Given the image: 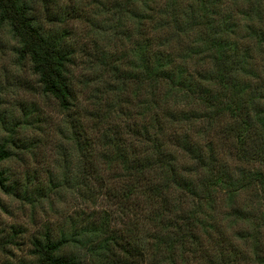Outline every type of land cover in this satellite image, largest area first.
I'll use <instances>...</instances> for the list:
<instances>
[{
  "label": "trees",
  "instance_id": "16d2710c",
  "mask_svg": "<svg viewBox=\"0 0 264 264\" xmlns=\"http://www.w3.org/2000/svg\"><path fill=\"white\" fill-rule=\"evenodd\" d=\"M184 1L104 0L78 48L45 23L55 0H0L74 161L38 196L68 186L84 203L2 264H264V0ZM29 149L0 141L1 189L25 201L29 178L2 167Z\"/></svg>",
  "mask_w": 264,
  "mask_h": 264
},
{
  "label": "rangeland",
  "instance_id": "374dc122",
  "mask_svg": "<svg viewBox=\"0 0 264 264\" xmlns=\"http://www.w3.org/2000/svg\"><path fill=\"white\" fill-rule=\"evenodd\" d=\"M55 1L58 6H51L49 11L51 15H61H57L54 23L44 21L46 25L70 33L78 48L88 46L86 32L91 21L98 23L100 20L96 14L101 11L99 7L104 0ZM179 4L183 6L185 1L180 0ZM35 7L43 19L45 12L40 2L36 1ZM222 7H228L226 0H220L218 8ZM116 44L112 42L114 47ZM82 73V69L77 70V76ZM25 120L35 122V126H25ZM60 125L56 102L42 93L31 64L19 54L18 42L6 26H0V141L14 136L30 146L28 151L16 150L17 155L5 162L2 169L6 170L10 182L24 183L29 178V190L33 196L31 201L17 199L6 194L0 185V235L17 232L16 245L8 247L9 255L0 252V264L26 259L31 239L41 232L42 227L59 226L84 206L72 187L55 189L45 198L38 196L36 191L50 185L52 178H60L65 171L72 170L74 161L66 157L64 151L70 147L69 141L57 134ZM97 208L100 210L102 206ZM90 211L88 206L87 212ZM110 212L116 216L112 219V226L119 228L121 218L115 215V211Z\"/></svg>",
  "mask_w": 264,
  "mask_h": 264
}]
</instances>
